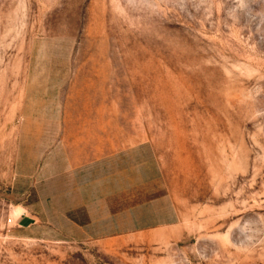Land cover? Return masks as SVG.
Segmentation results:
<instances>
[{"label":"rangeland","instance_id":"1","mask_svg":"<svg viewBox=\"0 0 264 264\" xmlns=\"http://www.w3.org/2000/svg\"><path fill=\"white\" fill-rule=\"evenodd\" d=\"M0 264H264V0H0Z\"/></svg>","mask_w":264,"mask_h":264}]
</instances>
